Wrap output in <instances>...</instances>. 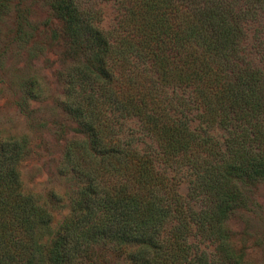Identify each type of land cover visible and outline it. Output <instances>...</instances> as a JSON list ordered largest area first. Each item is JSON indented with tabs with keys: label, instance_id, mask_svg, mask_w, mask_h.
<instances>
[{
	"label": "trees",
	"instance_id": "trees-1",
	"mask_svg": "<svg viewBox=\"0 0 264 264\" xmlns=\"http://www.w3.org/2000/svg\"><path fill=\"white\" fill-rule=\"evenodd\" d=\"M104 1L116 12L109 33L83 0H49L61 25L51 38L64 43L56 106L74 125L57 171L73 190L50 235L49 207L22 190L27 137L0 136V264H83L98 253L128 264H249L226 223L262 217L253 188L264 183V76L242 43L264 0ZM8 12L0 0V20ZM15 13L25 44L33 28ZM252 48L264 64L256 28ZM43 91L23 79L18 111L29 116Z\"/></svg>",
	"mask_w": 264,
	"mask_h": 264
},
{
	"label": "rangeland",
	"instance_id": "rangeland-1",
	"mask_svg": "<svg viewBox=\"0 0 264 264\" xmlns=\"http://www.w3.org/2000/svg\"><path fill=\"white\" fill-rule=\"evenodd\" d=\"M9 12L0 20V136L23 134L28 139L30 152L19 164L22 190L36 195L51 211L50 235L67 216L68 199L73 190L71 181L58 174L57 167L63 144L72 136L74 125L59 111L56 102L59 86L56 72L64 43L52 40L53 31H61L48 3L49 0H7ZM85 5L99 10L98 27L109 33L116 19L115 7L110 1L83 0ZM18 11L33 28L32 38L22 44L15 39V15ZM259 29L264 42V18L250 25L242 43L243 57L264 76V64L252 48L253 31ZM61 35V34H60ZM59 35V36H60ZM34 76L44 91L36 101H29V116L20 113L16 102L20 82ZM179 192L186 193L181 182ZM253 199L260 207L261 218L241 212L226 223L236 246H243L249 264H264V183L253 188ZM50 237V236H49ZM46 235L40 242L47 246ZM83 264H128L109 254H99Z\"/></svg>",
	"mask_w": 264,
	"mask_h": 264
}]
</instances>
